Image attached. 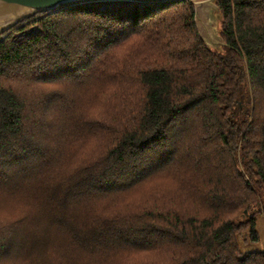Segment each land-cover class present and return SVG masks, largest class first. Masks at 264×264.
<instances>
[{"label":"trees","instance_id":"1","mask_svg":"<svg viewBox=\"0 0 264 264\" xmlns=\"http://www.w3.org/2000/svg\"><path fill=\"white\" fill-rule=\"evenodd\" d=\"M76 0L0 34V264H264V0ZM247 210V212H245Z\"/></svg>","mask_w":264,"mask_h":264},{"label":"water","instance_id":"2","mask_svg":"<svg viewBox=\"0 0 264 264\" xmlns=\"http://www.w3.org/2000/svg\"><path fill=\"white\" fill-rule=\"evenodd\" d=\"M76 0H0V34L36 12H47L59 4ZM195 22L208 47L221 50L225 41L220 34L222 18L216 0H194ZM247 212V210H245Z\"/></svg>","mask_w":264,"mask_h":264},{"label":"rangeland","instance_id":"3","mask_svg":"<svg viewBox=\"0 0 264 264\" xmlns=\"http://www.w3.org/2000/svg\"><path fill=\"white\" fill-rule=\"evenodd\" d=\"M256 230L258 239H252L250 236L251 227H247L238 237L239 247L242 253L251 251L264 252V207L256 214Z\"/></svg>","mask_w":264,"mask_h":264},{"label":"snow or ice","instance_id":"4","mask_svg":"<svg viewBox=\"0 0 264 264\" xmlns=\"http://www.w3.org/2000/svg\"><path fill=\"white\" fill-rule=\"evenodd\" d=\"M5 157L0 153V185L5 183V170H4Z\"/></svg>","mask_w":264,"mask_h":264}]
</instances>
